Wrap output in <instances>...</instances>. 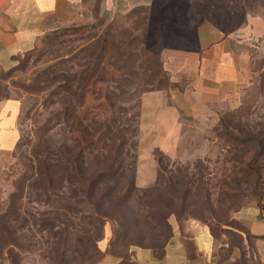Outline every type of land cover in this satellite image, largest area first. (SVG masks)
Wrapping results in <instances>:
<instances>
[{"label": "rangeland", "instance_id": "rangeland-1", "mask_svg": "<svg viewBox=\"0 0 264 264\" xmlns=\"http://www.w3.org/2000/svg\"><path fill=\"white\" fill-rule=\"evenodd\" d=\"M84 2L93 10L89 24L43 38L33 52L20 58L13 70L0 73V98L18 99L24 92L36 94L19 100L16 124L22 137L20 151L0 152V215L8 208L9 195L24 171V156L33 146L34 123L45 125L52 108H57L60 117L65 112L66 95L61 93L56 107L48 104L45 107V102L54 101L49 96L54 88L49 87L52 77L59 75L61 79H69L72 76L75 82L80 81L86 68L90 69L99 61V43L103 42L107 49L112 45L107 54L115 72L113 77L105 79L107 84L104 83L112 106L103 118L121 132L125 113L126 118L134 116L131 125L138 147V114L143 92L167 86V76L161 71V51L177 44L178 37L202 19L220 20L216 17L219 11L216 0H123L118 11L109 13L98 12L101 0ZM251 65L254 79L237 110L224 113L212 127L206 128L194 120L184 121L174 161L159 154L167 177L158 181L156 178L155 183L144 188L158 184L155 195L161 200L156 202V208H170L165 212H171V223L185 227L190 223L223 221L227 218L225 214L230 218L251 205L264 210V183L255 191L254 173L238 164L241 154L233 152L250 149L235 138H243L251 130L264 127V40L255 43ZM62 83L59 80L55 85ZM42 89L44 91L39 93ZM56 129V138L64 143L67 128L62 118ZM185 179L189 182L186 185ZM214 183L222 184L223 189L210 188ZM26 201L24 210L37 217L35 210L39 208ZM105 227L111 232L110 224L106 223L98 246L105 237ZM36 230L31 226L29 232L22 235L21 248L25 252L18 253L17 264H47L43 242L47 233L40 234ZM111 239L112 232L108 244ZM0 264L10 263L0 259Z\"/></svg>", "mask_w": 264, "mask_h": 264}, {"label": "trees", "instance_id": "trees-1", "mask_svg": "<svg viewBox=\"0 0 264 264\" xmlns=\"http://www.w3.org/2000/svg\"><path fill=\"white\" fill-rule=\"evenodd\" d=\"M99 44V61L83 71L80 81L75 82L72 76L69 79H61L59 75L52 77L49 87L54 88L49 96L55 104L48 101L45 107L47 104L56 107L59 104L57 96L61 93L66 95V109L60 117L57 108H52L45 125L34 123L33 146L24 156L27 163L23 164L24 171L9 195L8 208L0 215V259L10 264H17L18 253L25 252L21 248V238L31 226L40 234L47 233L43 240L47 264L99 262L104 254L98 242L106 223L110 224L112 232L108 252L120 258L127 257L133 247L160 249L171 236V212H165L170 208H156V202L161 200L155 195L158 184L154 188H139L135 184L137 139L131 125L135 117L126 118L125 113L121 132L103 118L112 106L105 79L113 77L115 71L107 54L112 45L108 50L103 42ZM161 71L165 74L162 67ZM59 80L63 83L55 85ZM35 95L24 92L18 99L5 96L0 99L19 102L23 97ZM61 118L67 128L64 143L56 138ZM21 138L19 135L16 151L22 147ZM235 140L250 147L233 152L241 154L238 164L254 173L253 189L256 191L264 183V127ZM155 158L158 181L167 174L162 169L159 153ZM184 182L185 185L189 183L187 179ZM218 187L223 189L222 184L210 185L213 189ZM25 200L39 208L35 210L38 219L24 210ZM225 217L223 221L201 224L217 236L225 233L228 243L238 246V264H264V236L244 233L230 237L228 229L239 227L231 217L226 214ZM258 241L262 243L261 248Z\"/></svg>", "mask_w": 264, "mask_h": 264}, {"label": "crops", "instance_id": "crops-1", "mask_svg": "<svg viewBox=\"0 0 264 264\" xmlns=\"http://www.w3.org/2000/svg\"><path fill=\"white\" fill-rule=\"evenodd\" d=\"M123 0H101L98 12L118 11ZM219 21L202 19L177 44L161 51L167 76L165 88L145 92L139 109V139L135 184L155 183L157 161L163 154L174 161L183 136V122L194 120L215 126L222 115L236 110L253 82L251 57L264 40V0H216ZM93 10L84 0H0V73L11 71L20 58L54 33L87 25ZM224 25L231 27L227 28ZM14 99H0V152L14 150L18 139ZM239 229L230 237L248 233L264 236V210L255 205L231 216ZM110 228L99 243L104 254L95 264H238L240 251L227 235H215L201 223L180 227L171 223V236L160 249L133 247L127 257L108 252ZM261 248L262 243L257 242Z\"/></svg>", "mask_w": 264, "mask_h": 264}]
</instances>
